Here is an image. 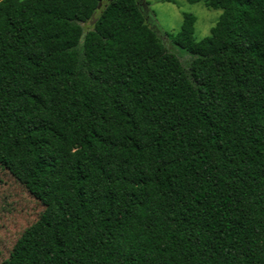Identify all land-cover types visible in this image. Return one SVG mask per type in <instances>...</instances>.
<instances>
[{"label":"trees","instance_id":"trees-1","mask_svg":"<svg viewBox=\"0 0 264 264\" xmlns=\"http://www.w3.org/2000/svg\"><path fill=\"white\" fill-rule=\"evenodd\" d=\"M189 1L183 61L147 0H0V164L45 206L0 264H264V0Z\"/></svg>","mask_w":264,"mask_h":264},{"label":"rangeland","instance_id":"rangeland-1","mask_svg":"<svg viewBox=\"0 0 264 264\" xmlns=\"http://www.w3.org/2000/svg\"><path fill=\"white\" fill-rule=\"evenodd\" d=\"M151 23L166 41V45L183 61L190 54L173 42V34L182 24L183 13L196 16L195 37L201 39L210 34L222 10L206 6L203 1L147 0ZM149 17V16H148ZM91 24L88 22L86 27ZM171 43V44H170ZM45 206L33 197L8 169L0 164V261L8 257L14 244L27 227L37 221Z\"/></svg>","mask_w":264,"mask_h":264}]
</instances>
